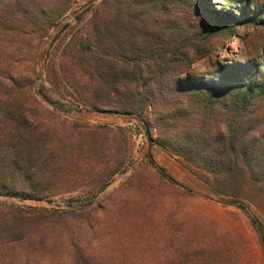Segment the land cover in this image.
Instances as JSON below:
<instances>
[{
  "label": "rangeland",
  "instance_id": "374dc122",
  "mask_svg": "<svg viewBox=\"0 0 264 264\" xmlns=\"http://www.w3.org/2000/svg\"><path fill=\"white\" fill-rule=\"evenodd\" d=\"M234 1L235 7L264 4ZM102 2L75 0L47 35L0 41V76L30 85L25 108L48 142L44 159L36 163H56L45 175L33 170V181L45 187L41 199L0 195V264H264V249L246 211L223 203L192 167L152 142L132 115L91 111L80 103L81 93L94 86V74L66 47L84 38V25ZM138 2L144 23H182L196 41L211 33L210 54L197 60L193 51L187 56L191 65L180 75L184 82L263 55L264 26L246 22L254 17L250 11L240 16V36H230L215 30L230 14L222 1ZM13 7L0 2V15L20 17L23 12ZM152 137L157 139L158 131ZM10 177L18 190L30 185L19 172ZM106 179L108 186L98 192ZM254 205L252 214L264 222L263 203ZM69 209L73 214L60 215Z\"/></svg>",
  "mask_w": 264,
  "mask_h": 264
},
{
  "label": "trees",
  "instance_id": "16d2710c",
  "mask_svg": "<svg viewBox=\"0 0 264 264\" xmlns=\"http://www.w3.org/2000/svg\"><path fill=\"white\" fill-rule=\"evenodd\" d=\"M74 1L0 0L23 12L17 18L9 12L0 15V41L26 39L39 32L47 35ZM219 1L230 14L216 23V31L240 36L236 26L247 11L254 16L247 23L264 26V4L235 7L237 1ZM140 4L138 0H103L84 25V38L68 42L71 56L94 74L93 88L81 93L79 102L91 111L109 110L138 119L152 142L192 167L223 203L249 214L264 249V222L251 210L259 200L264 205V52L259 59L220 65L207 79L184 82L180 75L191 65L187 56L193 51L197 60L200 54H210L211 33L196 41L182 23H144L138 17ZM30 93V85L15 76H0V195L41 199L45 187L42 181H33V170L36 167L45 175L56 163H36L44 159L48 142L26 111ZM43 96L55 103L50 95ZM154 130L157 139H152ZM153 165L176 182L164 167ZM14 172L25 175L30 185L18 190L10 177ZM108 184L109 179L102 180L97 191ZM73 212L63 210L60 215Z\"/></svg>",
  "mask_w": 264,
  "mask_h": 264
}]
</instances>
